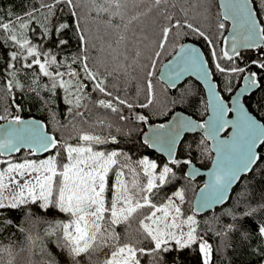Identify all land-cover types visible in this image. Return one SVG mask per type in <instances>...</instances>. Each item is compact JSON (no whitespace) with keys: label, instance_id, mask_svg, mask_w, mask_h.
<instances>
[{"label":"snow or ice","instance_id":"snow-or-ice-1","mask_svg":"<svg viewBox=\"0 0 264 264\" xmlns=\"http://www.w3.org/2000/svg\"><path fill=\"white\" fill-rule=\"evenodd\" d=\"M162 3H167V0H155L156 6ZM64 7H67L69 16L74 18L75 35L82 52L81 55L71 58V64L68 63V58L61 63L51 49H42L24 31L34 23L35 15L43 10L48 23L42 25L41 38L55 39L59 36V39H55L56 45L68 46L71 37L65 34L71 30L72 25L54 20L56 10L63 11ZM79 7L77 0H47L42 2L39 8H33L31 12H28L26 18L18 16L15 20L9 19L5 22L4 18L0 17V30L8 33L7 39L16 48L6 59L4 71L8 78L4 81L5 87L9 93H12L14 88L23 89V84L17 79L16 64L12 63L23 61L22 66L25 69L38 66V73L33 78V84H39L40 74H42L51 81L50 85H43L45 90L55 94L58 88L63 89L64 100L71 106L68 112L73 114V118L78 116L83 120L85 113L80 109L87 108L85 102L91 99L90 92H99L109 98L94 101L100 108L110 109L116 113H122L120 106L133 110L137 105L127 99H121L120 96H113L107 88V75L102 74L98 67L89 66L87 53L90 36L82 27ZM125 7V0H87L86 15L92 16L93 19L106 18L104 23L111 26L116 33L115 39L108 44L110 48L113 43L117 47L122 44L126 47L125 33L129 25L143 15V13L133 15L123 25L113 23L116 18H119L121 22L125 21ZM221 7L224 9L223 20L232 21L230 49L222 48L218 54L213 46L210 56L215 59V70L226 77L247 71L248 74L243 76L245 87L241 88L240 93L230 103H226V98L216 90V84L212 83L214 72L209 66V61L198 49L179 45L174 58L164 66L159 80L175 88L177 81L184 76L196 75L208 88L209 98L205 111H210L211 114L203 122L190 117L177 116L174 121L152 127L150 134L145 133L143 139L145 145L166 152L169 162L173 165H179L182 162L192 163L191 160L181 161L175 158L177 144L184 132L203 129L205 140L213 141L212 149L205 147L204 151L216 153L214 168L209 173V181L199 190L193 214L181 219L178 223L177 219L183 216V212L181 206L174 200L169 198L159 207L150 200L153 189L164 185L169 175L174 174L169 164L165 163L160 168L155 160H150L148 157L136 161V166L147 177V183L141 187L140 173L131 165L130 156L118 151L105 152L94 148V145L106 143L107 138L84 132L78 135L76 144L61 142L55 135L48 134L45 126L35 120H24L20 115L10 118L0 115V120H7L6 125L0 124V152L10 154L27 149L30 155H35L61 149L66 159V162H58L57 157L60 156V151H56L54 155L39 160L25 158L21 162H3L6 163V168L0 171V232L13 227H17L21 232L25 231L23 227L14 224L12 218L6 217L5 213L28 208V216L32 217L33 213L29 206L34 204L41 211L55 209L69 217L67 221L50 222L45 230L46 236L56 237V246L60 249L61 255L66 256V264H82L85 257L90 261L91 253L98 247L109 245V241H113L109 246L114 250L103 264H141L140 255L153 254L159 259L158 254L161 252L183 250L193 244L198 246L202 264H213L215 250L213 245L199 234L200 222L196 219V214L214 205L223 204L241 176L251 173L254 167L264 163V153L260 151V146L264 145V122H262L264 117L259 116L256 109L252 108L254 97L252 90L258 89L261 80H264V60L250 61L256 66L257 71L235 64V60L241 58V48H264V20L259 18L261 9L256 0H223ZM148 11L150 12L151 9ZM164 11L167 13V8ZM182 11L185 17L183 21L175 15H166L168 25L162 29L159 50L154 53V58L148 66L145 86L146 102L140 104V108H148L154 104L156 93L151 78L155 75L156 60L164 51L173 29L186 27L200 37H204L209 45L213 44L212 39L207 37L204 31L188 21L187 11ZM121 27L124 29L123 32L120 31ZM218 29L224 30L225 23H219ZM176 35L179 33L177 32ZM91 39L103 40L104 37ZM92 46L95 47L94 44ZM222 60L232 63L222 66ZM77 62L80 64V71L72 67V64ZM61 68L64 70L61 71ZM226 82L231 84L230 80ZM227 90L232 89L229 87ZM11 98L15 100V95L13 94ZM255 103L264 110V97ZM15 106L17 109L20 107L19 104ZM231 113H235L234 119L227 118ZM119 119L127 121L129 116L121 114ZM134 119L147 122L148 116L136 114ZM95 123L100 126L105 125L104 120H97ZM72 126L75 127L74 124ZM226 129H231V135L222 139L221 133ZM111 139L115 141L116 137L113 136ZM205 140L201 141L202 146ZM79 141H83L84 144H80ZM121 156H124L123 163L119 159ZM158 168H160L159 171H157ZM114 169L115 178L109 187V173ZM126 171L131 177L130 181L124 179ZM109 191L112 192L110 201L107 197ZM174 195L181 202L184 201L183 190L175 192ZM241 200L245 201V206L238 212L226 213L231 216L233 222L217 231L215 233L217 236L227 237L230 232L240 228L245 219L264 211V188L261 189L258 199L253 192H242L238 196L237 203L239 204ZM253 200H256L255 205ZM145 206H150L153 211L141 219L139 224L150 245L141 247L140 241L132 240L121 244L120 234L115 231V226L122 223L128 224L133 214ZM157 212H162L163 215L157 216ZM185 225L186 231L183 227ZM257 231L261 237H264V224L258 225ZM241 235L244 239L249 238V233L246 231ZM26 238L32 245H36L37 241L41 240L39 235L33 236L31 233H28ZM172 242L177 246L176 249L171 247ZM0 252L8 254L7 264H13L15 257L10 246H0ZM40 252L49 256L44 264H59V261H54L51 254L46 252V246L43 243L40 244ZM175 264H179V261L177 260Z\"/></svg>","mask_w":264,"mask_h":264},{"label":"trees","instance_id":"trees-1","mask_svg":"<svg viewBox=\"0 0 264 264\" xmlns=\"http://www.w3.org/2000/svg\"><path fill=\"white\" fill-rule=\"evenodd\" d=\"M42 2H47V0H0V17H3L5 22L9 19L15 20L18 16L26 18V14L31 12L33 8H39ZM77 3L80 4L78 11L81 16L82 27L90 36L87 53L89 66L98 67L102 74L107 75V88L113 93V96L127 99L137 107L130 111L126 107L120 106L122 113L112 112L110 109L100 108L94 103L97 99H109L108 97L99 92H90L91 99L85 102L87 108L80 109L85 113L83 120L78 116L73 118V114L68 112V108L71 106L64 100L65 93L63 89L58 88L55 94L45 90L43 85H50L51 81L47 77H43L42 74H40L39 84H33V78L38 73V66L25 69L22 66L23 61L12 63L16 64L17 79L24 87L23 89L14 88L13 92L9 93L4 85V81L8 78L4 67L7 57L16 48L7 39L8 33L0 30V115L8 116V118L14 115L39 117L45 121L49 131L54 133L61 142L76 144L78 135L84 132L104 137H116L115 141L94 145V148L105 152L118 151L130 156L131 165L136 167L137 172L140 173L139 183L141 187L147 183V177L136 166V161L148 157L150 160H155L160 168L165 163L169 164L173 168L174 174L169 175L164 185L153 189L150 200L159 207L171 198L181 206L183 216L193 214V199L196 191L204 184V176L188 177L186 174L188 164L183 162L179 165L171 164L165 156L145 145L142 135L148 123H162L176 109H181L200 121H203L208 112L205 111L207 103L205 90L196 79L189 77L175 88H171L159 80L158 70L161 63L183 42L192 40L202 47L210 67L213 69V76L218 82L221 95L226 100L242 84L243 76L247 71L226 77L215 70V59L210 56L213 46L218 54L222 48L224 49L225 36L229 28V22L223 20L218 0H167V3H162L159 6L155 5V0H125V21L121 22L119 18H116L113 23L123 25L131 16L138 13H143V15H140L137 21L129 25L125 33L127 36L126 47L123 44L117 47L113 43L111 48L108 44L115 39L116 33L111 26L104 23L106 18L93 19L92 16L86 15L87 0H77ZM256 3L261 9L260 19L264 20V0H256ZM172 5H175V7H172ZM165 8H167V13L164 11ZM148 9H151V11L149 12ZM182 10L187 11L188 21L204 31L205 35L212 39L213 44L209 45L204 37H200L186 27L173 29L164 51L156 60L155 75L151 78L156 93L154 104L148 108H140L139 105L146 102L145 86L148 66L154 58V53L159 50L158 44L162 37V29L168 25L166 15H175L176 18L183 21L185 17ZM45 15L46 13L43 10L37 13L34 23L24 31L34 43H38L39 47L44 50L51 49L53 54L58 56L61 63L65 58H68V63L71 64L73 56L82 54L79 41L75 35L74 18L69 16L67 7H64L63 11L56 10L55 22H67L72 25L71 30L65 34L71 37L69 45L60 47L55 43V39H59V36L55 39L51 37L41 38L42 25L48 23ZM221 22L225 23L224 30L218 29V24ZM120 31H124L123 27ZM177 32L179 35H176ZM92 37H104V39H91ZM93 44L95 47L92 46ZM138 52L139 56H137ZM240 53L241 58H237L235 64L246 69L257 71L256 66L252 65L250 61L253 59L264 60L263 48L243 50ZM221 63L222 66H226L232 62L222 60ZM72 67L77 71L81 70L79 62L72 64ZM60 70L63 71L64 69L61 68ZM227 80L231 81L230 85L226 82ZM229 87H231V91L227 90ZM33 88L36 90L32 91ZM253 93L252 108L256 109L259 116L264 117V110H261L255 103V101H259L264 97V80H261L258 89L253 90ZM13 94L15 100L11 98ZM45 101H50V103H45ZM16 104L20 105L19 109L16 108ZM121 114L129 116V119L121 121L119 119ZM136 114L148 116V121L135 120ZM97 120H104L105 125H97L95 123ZM3 121L5 120H0V123ZM73 124L75 127L72 126ZM202 140H205V138L200 132L187 133L180 142L175 158L181 161L191 160L199 167L207 168L212 161L213 152L204 151L205 147L211 150L210 142L205 140L202 146ZM79 143L84 144L83 141H79ZM56 151H60V156L57 157L58 162H66V159H64L65 154L61 149H54L42 155H30L28 150L23 149L13 156L4 157L0 155V167L5 165L3 162L7 161L21 162L25 158L43 159L49 155H54ZM260 151L264 153V145L260 147ZM119 159L122 163L124 162V156L119 157ZM114 171L115 169L109 173V187H111L115 178ZM124 179L129 181L131 179L127 171ZM262 188H264V163L254 167L251 173L245 174L241 178L234 186L232 194L225 204L213 210L196 214V219L200 222L199 234L207 239L215 250L213 264H264V237H261L257 231V226L264 224V211L257 212L253 217L245 219L240 228L230 232L227 237L222 238L215 234L217 231L222 230L225 225L233 222L231 216L226 214L228 211L238 212L245 206L244 200H241L239 204L237 203L240 193L253 192L258 199ZM180 190H183L184 193L183 202L174 195L175 192ZM132 191L135 194V190ZM107 197L110 201L111 191L107 193ZM252 202L255 205L256 200ZM29 207L33 213L32 217L28 216V208L5 213L6 217L12 218L14 224L23 227L25 231L21 232L17 227H13L0 232V246L11 247L12 254L15 257L13 264H44L49 256L40 252V244L43 243L46 246V252L51 254L54 261H59V264H66V256L61 255L60 249L56 246V237L46 236L45 230L50 222L67 221L69 217L55 209L44 212L37 205L33 204ZM152 211L153 209L150 206H145L133 214L128 224L122 223L115 226V231L120 234L121 244L132 240L140 241L141 247L150 245V241L145 239L144 233L140 229L139 222ZM162 215V212H157V216ZM245 231L249 233L248 239H244L241 235ZM28 233L33 236L39 235L41 240L37 241L36 245L30 244L26 238ZM112 243L113 241H109V245ZM109 245L98 247L91 253V260L89 261L85 257L82 264H103L111 251L114 250ZM171 247L173 249L177 248L174 242L171 243ZM158 256L159 259L153 254H144L140 255L139 258L141 264H175L177 260L179 264H202V257L196 244L183 250L169 253L161 252ZM8 260V254L0 252V264H7Z\"/></svg>","mask_w":264,"mask_h":264},{"label":"water","instance_id":"water-1","mask_svg":"<svg viewBox=\"0 0 264 264\" xmlns=\"http://www.w3.org/2000/svg\"><path fill=\"white\" fill-rule=\"evenodd\" d=\"M218 3H219V6H220V9H221V14H222V16H223L224 9L221 7V4L223 3V0H218ZM259 18H260V17H259ZM227 21L230 23V25H229L228 31H227V33H226V36H225V42H224V49H225V50H229V49H230V36H231L232 31H233L232 21H231V20H227ZM182 44L185 45L186 47H189V48H196V49H198V50L200 51L201 55H202L206 60H208L207 57H206L205 52L203 51L202 47H201L198 43H196V42H194V41H192V40H187V41L183 42ZM180 45H181V44H180ZM178 49H179V46L176 48V50H175V51H174V52H173V53H172L167 59H165V60L161 63L160 68H159V70H158V76H159L160 73L163 71L164 66L167 65V64L169 63V61H171V60L174 58V56H175V54H176V51H178ZM248 49H249V48H241V49H240V52L243 51V50H248ZM252 49H257V48H252ZM263 49H264V48H263ZM209 66H210V64H209ZM252 71H253V70H252ZM247 74H248V72H247L245 75H247ZM245 75H244V76H245ZM189 77H192V78L196 79V80H197V81L203 86V88H204V90H205V94H206V100H208V98H209L208 88H207L205 82H204L203 80L199 79L196 75H186V76H184L181 80L177 81V85H176V87H177L180 83H182L185 79H187V78H189ZM162 82H163V81H162ZM212 83H215V84H216V86H217V89H216V90H217L218 92H220L218 82L214 79V76L212 77ZM166 85H167V84H166ZM167 86H168V85H167ZM243 87H245V82H244V80H242V84H241V85H240V86H239V87H238V88H237V89L231 94L229 100H225V102H226V103H230L231 100L234 99L235 96L238 95V94L240 93V90H241V88H243ZM253 90H255V89H253ZM253 90H252V91H253ZM220 94H221V92H220ZM210 114H211L210 111H208L207 114H206V116L204 117L203 121L206 120V119H208V117H209ZM177 116L190 117V118H192V119H194V120H197V121H199V122H203V121H200V120H198L197 118H195L193 115H191V114H189V113H187V112H185V111H183V110H181V109H176V110H174V111L169 115V117H168L166 120H164L162 123H168V122H170V121H174L175 118H176ZM22 118H23L24 120H28V121L35 120V121H37V122L43 124V125L45 126V131H46L48 134H50V135H55L54 133H52L51 131H49V129H48V127H47V124L45 123V121H44L43 119H41V118H39V117H36V116H22ZM227 118H229V119H234V118H235V113H231V114H229ZM262 122H263V121H262ZM0 124H4V125H6V124H7V120L1 122ZM158 124H161V123H158V122H151V123H148L147 126H146V129H145V131H144V133H143V135H142V138L144 139V134H145V133H149V134H150V129H151L152 127L158 125ZM195 132H200V133L204 136V130H203V129H196L194 132H184V133L181 135V140H180V142L182 141L183 137H184L187 133H195ZM230 135H231V129H226L225 132L221 133V138H222V139H226V138H228ZM55 136H56V135H55ZM56 137H57V136H56ZM101 137H102V138H107L106 143H107L108 141H113V140L111 139L112 137H104V136H101ZM115 140H116V139H115ZM208 141L210 142V148L212 149V147H213V141L210 140V139H208ZM180 142L177 144V147H176V153H177L178 147H179V145H180ZM103 144H104V143H103ZM260 147H261V146H260ZM150 148H151V147H150ZM151 149H153V150L156 151L157 153H159V154L165 156L166 159L169 160L166 152H161L158 148H151ZM22 150H23V149H22ZM26 150H27V149H26ZM50 151H52V150H50ZM212 152H213V158H212V161H211L210 165H209L207 168H201V167H199L198 165H196L195 163L192 162L191 164H188V166H187V168H186V174H187V176H188V177H191V178H195V177H197V176H199V175H203V176H204V184L207 183V182L209 181V173H210V172L213 170V168H214V161H215V157H216V153H215L214 151H212ZM17 153H18V152L10 153V154H9V153L0 152V155H2V156H4V157H9V156L16 155ZM176 153H175V156H176ZM36 154H37V155H42V154H45V153H36ZM243 176H244V175H242L241 178H242ZM240 180H241V179H240ZM240 180H239V181H240ZM239 181H238V182H239ZM238 182H236V183L233 185L232 189L230 190V192H229V198H230V196H231V194H232V191H233L234 186H235ZM204 184H203V185H202V186L196 191V193H195V196H194V199H193V210H194V208H195V206H196V204H197V197H198V195H199V190L204 186ZM229 198H228L223 204H225V203L229 200ZM223 204L214 205L212 208H210V209H207V208H206V209L202 210V211L199 212V213H204V212H207V211L213 210V209H215L216 207H219V206H221V205H223ZM197 214H198V213H197Z\"/></svg>","mask_w":264,"mask_h":264},{"label":"rangeland","instance_id":"rangeland-1","mask_svg":"<svg viewBox=\"0 0 264 264\" xmlns=\"http://www.w3.org/2000/svg\"><path fill=\"white\" fill-rule=\"evenodd\" d=\"M14 162H18V161H14ZM5 168H6V163H5L4 166L0 167V171H3ZM13 187H14V186H13ZM186 217H187V216L179 217V218L177 219V222L179 223V221H180L181 219H184V218H186ZM183 227H184V230L186 231V230H187V226L185 225V226H183Z\"/></svg>","mask_w":264,"mask_h":264},{"label":"flooded vegetation","instance_id":"flooded-vegetation-1","mask_svg":"<svg viewBox=\"0 0 264 264\" xmlns=\"http://www.w3.org/2000/svg\"><path fill=\"white\" fill-rule=\"evenodd\" d=\"M229 25H230V23H229ZM229 100V99H228Z\"/></svg>","mask_w":264,"mask_h":264},{"label":"bare ground","instance_id":"bare-ground-1","mask_svg":"<svg viewBox=\"0 0 264 264\" xmlns=\"http://www.w3.org/2000/svg\"><path fill=\"white\" fill-rule=\"evenodd\" d=\"M145 20V19H144Z\"/></svg>","mask_w":264,"mask_h":264}]
</instances>
